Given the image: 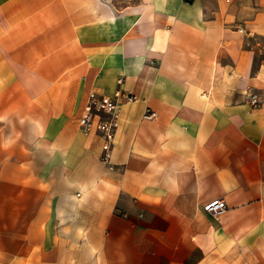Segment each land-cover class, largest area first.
<instances>
[{
    "label": "crops",
    "instance_id": "0c3cea01",
    "mask_svg": "<svg viewBox=\"0 0 264 264\" xmlns=\"http://www.w3.org/2000/svg\"><path fill=\"white\" fill-rule=\"evenodd\" d=\"M246 89L264 0H0V264H264ZM121 90L108 168L78 118Z\"/></svg>",
    "mask_w": 264,
    "mask_h": 264
},
{
    "label": "built area",
    "instance_id": "2783aa9c",
    "mask_svg": "<svg viewBox=\"0 0 264 264\" xmlns=\"http://www.w3.org/2000/svg\"><path fill=\"white\" fill-rule=\"evenodd\" d=\"M239 31H241L239 29ZM135 100L134 95L127 91H115L112 94H99L90 92L87 96L84 108L78 118V127L84 134L95 133L100 140V161L108 168H112L110 151L114 134L118 127L119 106ZM245 100L250 107L258 106L264 101V94L253 89H246ZM154 111L146 108L142 118L151 119ZM204 210L212 217H218L226 208L221 198L212 199L203 205Z\"/></svg>",
    "mask_w": 264,
    "mask_h": 264
}]
</instances>
